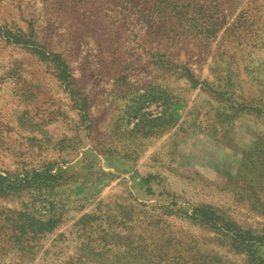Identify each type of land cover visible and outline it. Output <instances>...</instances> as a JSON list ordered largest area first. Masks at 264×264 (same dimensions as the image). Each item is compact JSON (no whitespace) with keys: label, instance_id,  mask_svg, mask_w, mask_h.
Masks as SVG:
<instances>
[{"label":"rangeland","instance_id":"obj_1","mask_svg":"<svg viewBox=\"0 0 264 264\" xmlns=\"http://www.w3.org/2000/svg\"><path fill=\"white\" fill-rule=\"evenodd\" d=\"M232 233L264 237V0H0V264H264Z\"/></svg>","mask_w":264,"mask_h":264},{"label":"trees","instance_id":"obj_2","mask_svg":"<svg viewBox=\"0 0 264 264\" xmlns=\"http://www.w3.org/2000/svg\"><path fill=\"white\" fill-rule=\"evenodd\" d=\"M194 218L205 220L208 222H213L218 226H220V229L226 228L224 227L226 226V224L224 223L225 221L223 222L224 219H222L220 215H218L214 210H212L208 206L196 207L194 209ZM231 236L232 238L235 239L236 243L240 244V246L249 248L250 250H252V247L256 246L258 243L260 245H264V237H262L261 235L249 234V236H247L246 233L245 234L232 233Z\"/></svg>","mask_w":264,"mask_h":264}]
</instances>
